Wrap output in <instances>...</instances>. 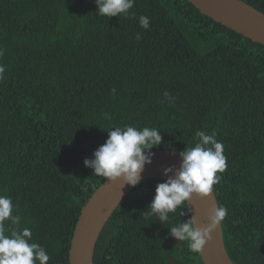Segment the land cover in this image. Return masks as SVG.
Listing matches in <instances>:
<instances>
[{"label": "trees", "instance_id": "1", "mask_svg": "<svg viewBox=\"0 0 264 264\" xmlns=\"http://www.w3.org/2000/svg\"><path fill=\"white\" fill-rule=\"evenodd\" d=\"M244 1L264 12V0ZM130 12L99 16L94 0H0V195L12 198L48 264H70L86 191L105 179L84 160L106 130L156 127L163 140L151 151H183L198 130L215 132L227 157L214 185L229 210L225 248L235 264H264V44L188 0H135ZM166 180L131 189L99 236L94 264H203L187 241L171 240L169 227L190 218L186 203L163 224L147 216Z\"/></svg>", "mask_w": 264, "mask_h": 264}, {"label": "clouds", "instance_id": "2", "mask_svg": "<svg viewBox=\"0 0 264 264\" xmlns=\"http://www.w3.org/2000/svg\"><path fill=\"white\" fill-rule=\"evenodd\" d=\"M94 2L99 16L135 18V14L130 12L135 0ZM138 22L143 29L147 30L150 26V18L145 15L139 16ZM136 39H141L140 33L136 34ZM3 54V50H0V56ZM5 70V66L0 64V80L4 79ZM115 91L112 89L113 94ZM164 97L171 102L168 92H164ZM106 131L107 139L93 152L92 158L84 160V165L108 182L122 180L123 187L137 186L141 182L145 165L151 163L154 154L151 150L162 143L161 131L156 127L137 128L128 124L113 126ZM195 136L197 140L194 146L185 147L180 152L182 159L179 169L174 176L157 184L155 195L147 207V216H155L162 224L170 220V213H175L194 195L200 198L211 197L214 185L221 179L218 173H223L227 168L224 145L216 138V133L208 134L198 130ZM172 171V168L165 169V174ZM181 209L182 216L184 212ZM13 213L12 198L0 195V264H48L50 256L46 248L33 241L30 227H19L21 217ZM228 214L227 207L217 203L206 226L196 227V217L190 216L186 221L169 227L170 235L180 242L187 241L192 253L202 254L207 243L212 240V233L223 225Z\"/></svg>", "mask_w": 264, "mask_h": 264}, {"label": "water", "instance_id": "3", "mask_svg": "<svg viewBox=\"0 0 264 264\" xmlns=\"http://www.w3.org/2000/svg\"><path fill=\"white\" fill-rule=\"evenodd\" d=\"M188 1L214 21L222 23L252 41L264 44V12L244 0ZM152 152L154 154L151 163L145 165L141 180L168 179L174 176L181 164V151L156 149ZM168 168H172L173 171L165 174V169ZM122 187V180L108 182L104 179L91 195L86 191L85 202L80 209L70 241V264H94V252L103 228L114 210L133 188L127 185ZM217 203L215 192L208 198L194 195L189 202H186L190 216L196 217V227H204L209 223L208 217ZM171 240L179 242L172 236ZM200 258L203 264H235L225 248L221 226L212 233V240L207 243Z\"/></svg>", "mask_w": 264, "mask_h": 264}, {"label": "flooded vegetation", "instance_id": "4", "mask_svg": "<svg viewBox=\"0 0 264 264\" xmlns=\"http://www.w3.org/2000/svg\"><path fill=\"white\" fill-rule=\"evenodd\" d=\"M172 260H173V258H172V257H170V264H172Z\"/></svg>", "mask_w": 264, "mask_h": 264}]
</instances>
